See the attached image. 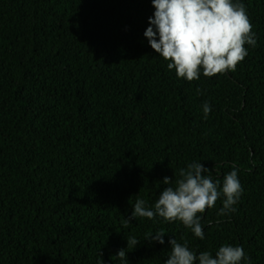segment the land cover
Wrapping results in <instances>:
<instances>
[{"label": "clouds", "instance_id": "9594fccd", "mask_svg": "<svg viewBox=\"0 0 264 264\" xmlns=\"http://www.w3.org/2000/svg\"><path fill=\"white\" fill-rule=\"evenodd\" d=\"M155 9L149 17V27L144 35L151 48L167 62L168 70H175L177 78L188 82L199 80L201 71L207 78L217 74L234 72L248 55L245 45H257L256 33L241 0H151ZM200 92V89L197 90ZM211 106L203 104L204 119L208 118ZM210 171L203 163L193 162L180 169L179 179L164 177L166 185L158 195L154 206L147 207L144 199L137 198L130 217L133 219L161 218L165 223L180 222L190 229L195 237L205 238L201 220L207 209L213 208L223 197L218 216L235 212L243 187L238 178V169L224 175L222 186L205 175ZM165 232L157 230L146 240L164 244ZM127 249L116 253L123 264H128L127 252L141 241L135 236L126 237ZM170 239L171 249L164 264H242L249 261L242 246L225 244L213 255L204 251L197 255L190 250L188 241Z\"/></svg>", "mask_w": 264, "mask_h": 264}]
</instances>
